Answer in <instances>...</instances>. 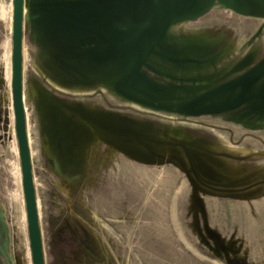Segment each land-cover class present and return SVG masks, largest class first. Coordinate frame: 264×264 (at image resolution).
Segmentation results:
<instances>
[{
  "label": "rangeland",
  "instance_id": "obj_1",
  "mask_svg": "<svg viewBox=\"0 0 264 264\" xmlns=\"http://www.w3.org/2000/svg\"><path fill=\"white\" fill-rule=\"evenodd\" d=\"M13 6L0 0L10 264V213L26 212ZM23 32L47 264H264V0H25Z\"/></svg>",
  "mask_w": 264,
  "mask_h": 264
},
{
  "label": "water",
  "instance_id": "obj_2",
  "mask_svg": "<svg viewBox=\"0 0 264 264\" xmlns=\"http://www.w3.org/2000/svg\"><path fill=\"white\" fill-rule=\"evenodd\" d=\"M24 2L25 0H13V107L33 264H47L33 161L27 129V117L23 99ZM207 231L212 235H218V233L212 230L210 227L207 228Z\"/></svg>",
  "mask_w": 264,
  "mask_h": 264
},
{
  "label": "built area",
  "instance_id": "obj_3",
  "mask_svg": "<svg viewBox=\"0 0 264 264\" xmlns=\"http://www.w3.org/2000/svg\"><path fill=\"white\" fill-rule=\"evenodd\" d=\"M12 97H13V94H12ZM15 200H14V203H15ZM20 206H21L20 202H17L14 204V209H12L10 213V220L12 222V227L16 230V232L19 235H21L20 244L23 247L24 255L22 257V260H18V257H19L18 251L20 250V246L12 239V236H11V239H10L11 248H10L9 257H10L12 264H33L29 230H28L27 211L25 212V220L20 222V220H22L21 218H18L21 212L20 210L22 209Z\"/></svg>",
  "mask_w": 264,
  "mask_h": 264
},
{
  "label": "crops",
  "instance_id": "obj_4",
  "mask_svg": "<svg viewBox=\"0 0 264 264\" xmlns=\"http://www.w3.org/2000/svg\"><path fill=\"white\" fill-rule=\"evenodd\" d=\"M5 253V252H4ZM4 254L0 251V264H10L9 263V261L7 262V261H4V259H2V256H3ZM6 255V254H5ZM6 257V256H5Z\"/></svg>",
  "mask_w": 264,
  "mask_h": 264
},
{
  "label": "bare ground",
  "instance_id": "obj_5",
  "mask_svg": "<svg viewBox=\"0 0 264 264\" xmlns=\"http://www.w3.org/2000/svg\"><path fill=\"white\" fill-rule=\"evenodd\" d=\"M11 20H12V19H11ZM11 27H12V25H11ZM24 48H25V47H23V50H25ZM24 52H25V51H24ZM6 66H7V65H6ZM8 76H9V75H8ZM23 216L25 217V213H24V215H23Z\"/></svg>",
  "mask_w": 264,
  "mask_h": 264
},
{
  "label": "flooded vegetation",
  "instance_id": "obj_6",
  "mask_svg": "<svg viewBox=\"0 0 264 264\" xmlns=\"http://www.w3.org/2000/svg\"><path fill=\"white\" fill-rule=\"evenodd\" d=\"M208 232V231H207ZM209 233V232H208ZM214 236H217L216 234H213ZM217 238H218V236H217ZM7 254V253H6Z\"/></svg>",
  "mask_w": 264,
  "mask_h": 264
}]
</instances>
